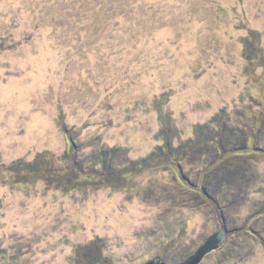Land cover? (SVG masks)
I'll return each mask as SVG.
<instances>
[{"label": "rangeland", "instance_id": "obj_1", "mask_svg": "<svg viewBox=\"0 0 264 264\" xmlns=\"http://www.w3.org/2000/svg\"><path fill=\"white\" fill-rule=\"evenodd\" d=\"M220 224L200 264H264V0H0V264H177Z\"/></svg>", "mask_w": 264, "mask_h": 264}, {"label": "trees", "instance_id": "obj_2", "mask_svg": "<svg viewBox=\"0 0 264 264\" xmlns=\"http://www.w3.org/2000/svg\"><path fill=\"white\" fill-rule=\"evenodd\" d=\"M133 8H130L129 11H131ZM254 34H258L257 31L255 30H251V32L246 36L245 38V45L244 46V56L245 58L250 62H255L258 61L259 63L263 61V53L260 49V44L257 42H252L253 39L255 38ZM247 61V62H248ZM261 64V63H260ZM64 130L66 132V134L68 133L67 129L64 126ZM68 135H70L68 133ZM220 141V140H218ZM74 147V140L72 138L69 139V147H68V152L72 150V148ZM233 148H229L228 152H232ZM221 151V150H220ZM113 155V151H109L106 153L105 157L103 153H100L99 156V161L103 164V168L101 173H87L84 172L83 170H81L79 167L75 166V158L71 156V160H70V168L68 169V172H63V171H58L57 170H53V172L57 173L60 176H64V178H66L67 180L71 181L72 179L75 180L76 182H83V183H106L108 182V180L110 179H115V174L113 172H110V164H108V159L111 158V156ZM44 154H39L37 155L36 158H34L33 161H31L30 163L26 164V170L24 172H21V174L25 175L27 173L30 172H37L40 175H44L45 170H48L53 162H52V158L49 156ZM54 161V160H53ZM140 160H136L135 162L137 164H139ZM135 162L132 163V165L135 167ZM21 164V163H20ZM48 167V169L44 168V167ZM23 166L21 165V168ZM134 167H132V169L134 170ZM52 168H55L54 166H52ZM132 169H124L121 170L118 175L121 177V175L124 172H129ZM52 172V173H53ZM121 173V174H120ZM71 174V175H70ZM203 189V187H202ZM204 191V189H203Z\"/></svg>", "mask_w": 264, "mask_h": 264}, {"label": "water", "instance_id": "obj_3", "mask_svg": "<svg viewBox=\"0 0 264 264\" xmlns=\"http://www.w3.org/2000/svg\"><path fill=\"white\" fill-rule=\"evenodd\" d=\"M228 238V231L226 226L220 224L217 232L211 234L206 240L184 261L177 264H200L206 255L220 247ZM144 264H168L160 260L158 256L150 259Z\"/></svg>", "mask_w": 264, "mask_h": 264}]
</instances>
